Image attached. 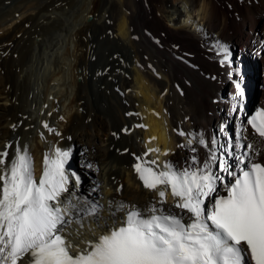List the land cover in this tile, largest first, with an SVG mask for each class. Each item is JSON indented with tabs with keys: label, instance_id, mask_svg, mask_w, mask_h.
I'll return each mask as SVG.
<instances>
[{
	"label": "bare ground",
	"instance_id": "1",
	"mask_svg": "<svg viewBox=\"0 0 264 264\" xmlns=\"http://www.w3.org/2000/svg\"><path fill=\"white\" fill-rule=\"evenodd\" d=\"M217 41L229 49L240 43L250 76L261 72L260 97L248 111ZM254 106L264 109V0H0V151L11 144L10 160L17 142L27 145L37 178L45 153L71 148L68 171L92 165L90 198L160 207L134 170L136 158L156 160L157 170L165 162L182 169L194 154L203 162L207 149L195 139L187 145L179 132L227 145L242 124L251 139ZM78 194L86 195L82 184ZM163 207L189 215L170 190ZM111 223L86 220L66 232L83 248Z\"/></svg>",
	"mask_w": 264,
	"mask_h": 264
},
{
	"label": "snow or ice",
	"instance_id": "2",
	"mask_svg": "<svg viewBox=\"0 0 264 264\" xmlns=\"http://www.w3.org/2000/svg\"><path fill=\"white\" fill-rule=\"evenodd\" d=\"M217 45L220 63L230 64L229 47ZM235 87V98L242 99L244 88L241 83ZM247 125L252 138L241 124L235 142L229 138L227 145L215 135L180 131L189 137L187 145L195 139L207 149L203 162L194 154L182 169L165 162L157 170L156 160L137 157L135 172L159 197L160 207L145 209L123 201L102 204L90 198L97 188L78 194L81 176L65 167L71 148L45 153L37 178L28 146L17 142L9 160L12 145L6 144L0 151V264H264V109L248 118ZM44 127L60 135L46 122ZM148 151L160 153L159 148ZM225 174L232 179L225 182ZM221 186L226 195L219 194ZM169 190L175 207L187 217L165 211ZM86 220L112 223L83 248L75 247L66 229L72 223L83 227Z\"/></svg>",
	"mask_w": 264,
	"mask_h": 264
},
{
	"label": "rangeland",
	"instance_id": "3",
	"mask_svg": "<svg viewBox=\"0 0 264 264\" xmlns=\"http://www.w3.org/2000/svg\"><path fill=\"white\" fill-rule=\"evenodd\" d=\"M191 28L193 29V26H191ZM229 51L231 53V58H230L231 63L230 64L231 66L233 65L232 68H234V72L231 68L229 69V72L231 73L232 76L238 75L239 78L241 79V85L244 88V92H245L243 101L246 104V108H247L249 101L254 102L255 99L256 101H258L260 97V92H261V82L260 81L262 78L261 72L259 70L255 74H252V76H250L249 67L247 63V55L243 53L240 43L238 42L233 43ZM177 54H180V53H177ZM253 60L255 61L257 60V62H259V60L254 56H253ZM250 82H253V84L251 85ZM118 91L120 92L119 89ZM255 107L257 106H254L253 109H255ZM247 111H248V108H247ZM246 118L247 116L245 117V119ZM72 171H75L78 175L81 176L83 192L84 194L88 195L89 192H88L87 182H89L90 177L92 175L91 168H88L85 164H77L73 166Z\"/></svg>",
	"mask_w": 264,
	"mask_h": 264
}]
</instances>
